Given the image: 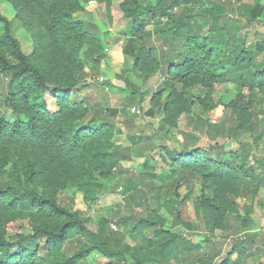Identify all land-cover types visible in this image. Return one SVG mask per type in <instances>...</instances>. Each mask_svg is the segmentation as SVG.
<instances>
[{"label": "trees", "instance_id": "16d2710c", "mask_svg": "<svg viewBox=\"0 0 264 264\" xmlns=\"http://www.w3.org/2000/svg\"><path fill=\"white\" fill-rule=\"evenodd\" d=\"M3 1L12 4L16 19L31 32L33 51H24L0 11V264H90L94 254L106 260L103 264H238L239 259L231 261L233 254L250 255L260 232L236 230L239 213L220 204L215 179L227 176L241 186L243 219L250 229L254 202L264 187V154L256 153L264 141V34L248 42L230 22L222 26V18L231 16L217 0H123L136 23L123 51L132 58V72L146 84L136 83L126 71L117 75L131 90L129 103L148 99L147 114L165 113L168 123L177 105L190 107L188 124L214 142L195 146L199 137L184 131L181 142L164 148L158 173L155 158L140 150L143 137L128 132L132 124L126 117L119 119L122 110L79 95L85 65L97 73L106 57L101 39L75 17L91 0H0V8ZM234 1L245 25L261 22L262 0ZM218 69L236 76L239 95L225 105L229 118L216 122L205 116L207 95L181 99L175 85L213 86L203 77ZM157 74L162 77L153 91L150 81ZM6 110L17 118L7 119ZM243 113L251 116L243 128L251 140L238 139ZM116 135L129 144L116 142ZM220 138H233L238 148L226 149ZM136 157H145L139 166L124 164ZM198 183L200 194L194 196ZM68 185L77 187L89 206L108 192L125 199L93 218L59 202V191ZM142 187L164 201L149 207L148 217L132 222L121 216V208ZM189 201L195 218H204L207 233L181 231L193 228V221L183 217ZM258 203L264 207V199ZM161 206L172 210L170 225ZM14 221L24 223L9 234L6 226ZM216 227L224 233L216 234Z\"/></svg>", "mask_w": 264, "mask_h": 264}, {"label": "rangeland", "instance_id": "374dc122", "mask_svg": "<svg viewBox=\"0 0 264 264\" xmlns=\"http://www.w3.org/2000/svg\"><path fill=\"white\" fill-rule=\"evenodd\" d=\"M223 3L226 7L227 13L230 18L224 16L221 20V25L224 26L227 22H230L235 29L242 35L246 34L248 42H255L258 39V34H264V15L261 17L260 23H254L252 25H245L244 21L239 18L237 11V4L234 0H217ZM123 0H105L99 2L96 0H91L84 4V9L75 13V17L79 20L85 22L86 30L93 36L98 37L102 41L103 49L106 53L105 60L103 61L99 71L96 73L95 69L92 68L90 63H87L84 70L87 72V77L82 84L79 86L80 97L90 96L92 102L95 105L102 106L103 108H117L123 111L119 119L126 117L132 124L128 127V132L136 136H142V141L139 144L141 152L147 156H153L155 158L154 165L156 171L161 173L164 163L161 159L163 156L164 148L171 147L174 142H181L183 140V132L186 131L189 135L193 137H199L195 142V146L208 147L214 142L210 141L205 133L199 132L188 124V120L191 115L190 107L183 105H177L174 108L173 116L169 119V123L165 120V113L160 114L158 117H150L147 114L149 108V100L140 104L137 101L129 103L128 97L131 90L126 87L123 81L118 78V74L126 71L130 73L136 83L140 85L144 84V80L132 72V58L125 54L123 47L127 41V38L132 34L133 26H136L134 18L127 15L122 6ZM264 4V0H262ZM0 11L3 15L11 21V31L12 33L22 42L23 49L26 53H31L33 51V38L31 32L23 27L22 23L15 17V9L12 4L8 1H3L1 4ZM146 29H152L151 25H146ZM3 32V24H0V34ZM243 38V37H241ZM186 54L192 58L196 55L190 51H186ZM159 74L151 79L153 83V91L158 87L159 81H161ZM159 79V81H157ZM203 81L208 85L213 86L204 87L206 85L199 82L197 85L191 86L176 84V93L181 94V99L188 97V95H202L208 96V112L205 116L209 117L212 121H219L221 119L229 118L227 110H225V105H228L233 99L239 95L238 85L239 82L236 76L229 70L218 69L216 72H209L207 76L203 77ZM148 82V83H150ZM173 82L172 84H174ZM214 88V89H213ZM243 94L247 93L248 90L245 88ZM151 94V93H150ZM150 94L148 96H150ZM241 94V95H243ZM52 106L51 104L49 105ZM185 109V110H184ZM5 117L9 120H15L17 115L11 110L3 111ZM239 120L241 121L240 131H243L245 125L251 122V116L248 113H243L240 115ZM239 140H251L252 136L250 133H238ZM116 142L123 145H128L129 142L125 136L116 135ZM218 143L225 144L226 149L235 150L238 148L237 142L233 138H220L217 140ZM256 153L264 154V141H260ZM145 157H136L133 161L125 162L126 166L134 165L139 166L145 159ZM256 177L261 178L262 173L259 169L255 170ZM218 183V201L224 207L236 208L239 213V220L235 225V228L239 232H247L250 229H258L261 227V217L264 214V207L261 206L258 201L259 199H264V187L258 190V197L255 199L254 207L255 211L250 215L253 219V225L249 229L246 226V221L243 217L247 216L244 209L246 199L241 194V186L231 178L227 176L216 178ZM148 185H152L149 183ZM197 189L193 195H199L201 185L198 183ZM161 190L159 187L155 188V191ZM181 196L185 195L186 189L182 188L179 190ZM217 194V195H218ZM159 195H161L159 193ZM125 196L120 192H108L100 197L97 202L92 205H87L84 202L82 193L77 187L68 185L63 188L58 193V200L61 204L66 207L73 209H78L84 211L85 214L90 215L93 218L97 217V213L101 209H105L108 206H113L124 200ZM162 197L154 198L152 194L147 190V187H142L135 192V199L131 204L126 203L121 208L122 217H131L132 222L138 218H146L149 216V207L155 208L157 205L163 203ZM220 211L218 213L220 214ZM100 211V214L104 212ZM116 212V210L114 211ZM159 212L166 218L167 225L172 222V210L168 207L161 206ZM183 217L187 220L193 221L192 230H181L184 234H205L208 229L205 224L204 218H195V210L192 201H189L183 207ZM222 221V217H221ZM24 222L14 221L6 226V231L9 234H13L21 230V225ZM218 225V224H217ZM216 234L222 235L224 233L223 229L216 227ZM151 230H147L150 234ZM257 232V231H255ZM260 244H251L252 252L257 249V255H247L244 253H235L231 256V261L240 260L241 263L238 264H254L257 260L263 258V249ZM88 261L90 264H103L106 260L99 254H94L89 256Z\"/></svg>", "mask_w": 264, "mask_h": 264}, {"label": "crops", "instance_id": "0c3cea01", "mask_svg": "<svg viewBox=\"0 0 264 264\" xmlns=\"http://www.w3.org/2000/svg\"><path fill=\"white\" fill-rule=\"evenodd\" d=\"M253 230V229H250V231ZM254 231H257V232H260V237L258 239V242H261L263 246H261L262 248H264V214L262 215L261 217V227L258 228V229H254ZM256 243V244H260V243ZM258 251V249L255 251V252H251L250 255H253V254H256ZM263 252H264V249H263ZM264 254V253H263ZM257 255V254H256ZM254 264H264V255H263V258L261 260H257Z\"/></svg>", "mask_w": 264, "mask_h": 264}]
</instances>
